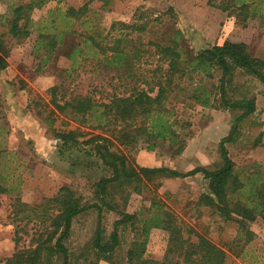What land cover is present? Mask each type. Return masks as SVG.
<instances>
[{
	"label": "rangeland",
	"instance_id": "obj_1",
	"mask_svg": "<svg viewBox=\"0 0 264 264\" xmlns=\"http://www.w3.org/2000/svg\"><path fill=\"white\" fill-rule=\"evenodd\" d=\"M88 1L47 0L41 8L31 11V34L28 38L15 41L3 37L10 52L6 59L7 67L0 71V155L4 157L0 161V174L2 178L7 176V185L15 189L12 194L0 195V262L15 251V225L11 218L14 199L29 206L38 205L43 199L53 197L61 187L68 186L81 196L82 202L99 203L95 199L97 184L101 179L109 178L111 173L94 155L93 146L84 143L92 136L111 138V150L126 156L134 167L166 168L179 173L199 167L214 170L221 164L219 142L229 134L235 119L242 113L240 110L220 108L217 89L219 71H215L212 79L194 76V81H174L163 104L164 116L178 137L177 144L172 148L167 142H161L154 151H148L143 137H138L133 145L123 146L110 135L80 125L72 121L69 115L59 113L52 104L53 87L58 88L54 100L62 104L65 99L74 96L89 95L94 100H106V94L113 89L112 85L117 86L116 92L119 94L129 85L127 74H122L117 83L109 68L96 64L97 59L101 58L98 50L92 51V57H77L78 63L74 66L64 53L67 51L54 53L52 60L43 64L40 62L43 51L36 53L33 50L39 33L52 34L60 29V13L67 8L77 9ZM227 1L230 0H115L105 7L100 1H91L87 19L94 20L104 37L112 23L133 24L139 11H146L155 17L159 12L172 8L175 14L174 28L180 31L181 42L193 54L229 41L244 43L250 56L264 62V0H246L247 9L236 11L233 16L227 14L234 12L236 7L227 11L222 9L229 6ZM27 2L0 0V34L6 31L2 22L3 18L9 16V10ZM249 10L252 13H248ZM166 23L168 21L165 19L163 25ZM73 29L75 33L64 38L65 45L83 47L84 38L80 34L84 30L78 23ZM152 30H159L161 38L165 31L163 26H156ZM111 34L126 40L122 44L126 49L141 46L148 50L141 53V63L136 72L151 82L157 56L152 49H147V43L153 35H139L128 30L123 34L116 31ZM107 38V43L111 45L112 38ZM107 72L112 73V81V75H107ZM189 82H193L192 85ZM197 83L210 91V107H203L191 98V91ZM143 86L139 85L140 88ZM224 87L226 99H254L256 108L239 122L232 140L225 144L228 156L245 175L252 170L264 173V85L255 77L235 69L230 82H226ZM154 94L155 91L151 96ZM48 115L52 118L50 126L45 123ZM52 131H79L83 137L78 138L79 144L64 147L61 141L55 139ZM180 146L182 150L175 154ZM146 186V189L142 188L140 193H136L127 185L119 188L112 183L107 186V193L112 194V205L116 204L117 212L125 214L146 215L151 202H158L182 228L184 238L190 237L191 242H196L195 232L223 250L224 264H264V222L256 219L248 225L254 234L251 241L245 242V238L237 237V226L233 222H223L208 208L197 204L199 197L207 193V180L201 174L187 178L158 176ZM118 219L119 213L102 210L101 227L105 237L112 232L113 223ZM97 222L95 209L74 218L70 235L65 241L70 264H127L126 252L133 239L129 226L118 227L119 245L110 259L104 260L96 255L92 246ZM35 230L37 227L32 224L26 227L27 233H21L23 237L19 248L28 245ZM166 246L167 233L157 228L151 229L143 258L161 261ZM55 264H60L59 258L55 259Z\"/></svg>",
	"mask_w": 264,
	"mask_h": 264
},
{
	"label": "trees",
	"instance_id": "obj_2",
	"mask_svg": "<svg viewBox=\"0 0 264 264\" xmlns=\"http://www.w3.org/2000/svg\"><path fill=\"white\" fill-rule=\"evenodd\" d=\"M91 1H100L105 7L115 0H89L77 9L67 8L60 13V29L52 34L39 33L33 50L36 53L43 51V56L40 57V62L43 64L52 60L54 53L63 54L67 51L64 53L72 66L78 63L77 57L82 58L84 55L92 57L94 56L92 51L98 50L101 58L97 59L96 64L99 67L109 68V71L114 73L117 83L122 74H127L129 85L122 94L116 92V85H112L113 89L106 94V100H94L92 96L85 95L67 98L62 104L54 100L58 88L53 87L51 88L52 104L59 113L69 115L72 121L80 125L110 135L114 141L123 146L133 145L138 137H143L148 151H154L161 142H167L172 148L177 144L178 137L164 116L163 104L174 81H194V76L212 79L215 71L220 72L217 87L220 108L240 110L242 113L235 119L229 134L219 142L221 164L214 170L199 167L186 173H179L166 168L134 167L126 156L111 150V138L92 136L84 143L93 146L94 155L111 173L109 178H103L97 184L95 199L99 203L82 202L81 196L68 186L61 187L53 197L43 199L38 205L29 206L14 199L11 204V218L15 225L13 237L15 251L0 264H55L56 258L60 259V264H70L65 241L70 235L74 218L90 209H95L98 214L92 246L96 255L103 257L104 260L110 259L119 245L118 227L129 226L133 232V239L126 252L127 264H224L223 250L205 236L195 232L196 242H191L190 237L184 238L183 230L174 217L164 211L156 201L151 202L146 215L117 212L116 204L112 205V194L107 193V186L112 183H116L119 188L127 185L134 192L140 193L142 188L146 189V184L158 176L187 178L201 174L207 180V193L199 197L197 204L208 208L221 221L233 222L237 226V237L245 238V242L251 241L254 234L248 229V225L256 219L264 222V173L258 170L249 171L246 175L242 173L229 158L225 144L232 140L239 122L255 111V101L254 99L228 100L225 98L224 86L226 82H230L235 69L255 77L264 85V62L250 56L244 43L229 41L193 54L181 42L180 31L174 28L175 14L172 8L159 12L155 17L147 14L146 11H139L133 24L112 23L107 35L103 37L101 29L94 20L87 19V13H90L88 5ZM46 2L47 0H28L26 4L13 6L9 10V16L3 18L2 25L6 31L0 34V71L7 67L6 59L10 52L7 40L5 41L3 37L15 41L28 38L31 34L32 22L30 13L33 9L41 8ZM227 2L229 6L223 7V10L236 7L234 12H229L227 16L236 15V11L247 9L246 0ZM248 13H252V10ZM165 19L168 23L163 25ZM76 23L84 30L80 34L84 38L83 47H67L64 38L75 33L73 27ZM156 26H163L165 29L162 38L159 30H152ZM86 29L89 30L86 32ZM125 30L139 35H153L147 43V49H152L155 57L157 56V66L152 70L151 82H147L143 74L136 72L137 66L141 63V53L148 50H144L141 46L126 49L122 46L123 41L126 40L119 36L113 37L111 34L112 31L123 34ZM127 34L128 32L125 36ZM107 36L113 37L111 45L106 41ZM111 72H107V75H112ZM68 75H70L69 71ZM112 79L113 75L110 81ZM192 83L189 82L191 85ZM138 84L144 86L140 88ZM154 91L155 94L151 96ZM191 98L203 107L212 105L210 91L198 83L191 91ZM45 123L51 125L50 115L45 118ZM52 133L64 147L79 144L78 138L83 137L79 131H52ZM181 150L182 146L174 153L178 154ZM3 158L0 155V161ZM7 182V176L2 178L0 174V195L12 194L14 191L15 188L7 185ZM103 209L120 215V219L113 223L112 232L108 237L104 236L101 227ZM30 224L37 227V230L31 234L28 245L19 248L23 237L21 233L26 234L25 229ZM153 228L167 233L166 251L161 261H148L143 258L146 240L149 231Z\"/></svg>",
	"mask_w": 264,
	"mask_h": 264
}]
</instances>
